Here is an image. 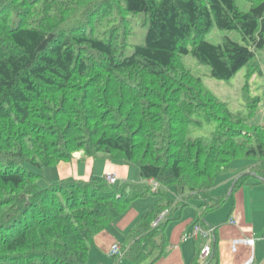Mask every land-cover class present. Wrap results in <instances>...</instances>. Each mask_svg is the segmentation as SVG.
I'll list each match as a JSON object with an SVG mask.
<instances>
[{"label": "trees", "instance_id": "16d2710c", "mask_svg": "<svg viewBox=\"0 0 264 264\" xmlns=\"http://www.w3.org/2000/svg\"><path fill=\"white\" fill-rule=\"evenodd\" d=\"M249 2L242 11L235 0H0V264H87L94 237L150 194L160 198L129 231L122 257L139 264L158 250L154 264L174 209L198 199L200 225L222 204L210 191L234 160L256 162L232 191L264 183V125L249 124L259 98L246 83L247 112L233 113L182 63L190 54L219 81L244 67L254 74L264 0ZM140 16L143 43L125 55ZM213 28L236 31L242 43H208ZM77 153L134 165L141 182L113 175L111 184L104 174L39 187L42 170ZM216 229L212 254L202 262L200 246L188 264H217Z\"/></svg>", "mask_w": 264, "mask_h": 264}, {"label": "crops", "instance_id": "0c3cea01", "mask_svg": "<svg viewBox=\"0 0 264 264\" xmlns=\"http://www.w3.org/2000/svg\"><path fill=\"white\" fill-rule=\"evenodd\" d=\"M52 172L54 178L50 180L51 182L71 178L80 180H87L90 177L101 178L104 174L114 175L119 183L141 182L137 175L136 178L135 176L132 178L131 167L125 163L84 158L80 153L76 154L71 162L59 163ZM234 182L235 179L232 184ZM249 187L246 184L235 191H229L220 205L224 210L220 217L207 218L205 217L207 213L202 216L200 223L202 227L217 228L215 232L217 264H241L245 260L249 264H264V183L257 181L251 188ZM146 197L132 202L119 220L94 237L87 264L89 262L96 264L94 258L98 259L97 264H110L106 258L111 257L108 253L115 244L119 245L121 250L128 248L131 243V240L127 239L129 231L135 227L140 216L150 211L158 201L156 198ZM213 198L220 199L221 196ZM195 211L194 214L190 210H182L178 217L166 226V246L161 258L154 264H188L193 259L196 249L204 243L193 236L194 220L201 216V210H198L197 206ZM229 220L234 222L233 225L228 223ZM249 239L253 240V245L244 244L243 241Z\"/></svg>", "mask_w": 264, "mask_h": 264}, {"label": "rangeland", "instance_id": "374dc122", "mask_svg": "<svg viewBox=\"0 0 264 264\" xmlns=\"http://www.w3.org/2000/svg\"><path fill=\"white\" fill-rule=\"evenodd\" d=\"M237 6L242 10L246 11L249 8L250 2L249 0H235ZM143 18L137 17L136 20L133 21L132 35L129 37L128 46L125 50V55H130L133 52L135 46L141 45L143 43L147 26L142 25ZM225 38H229L234 42L242 43L241 36L236 31H221L217 28H213L208 34L204 36L205 41L208 43L218 45L221 44ZM182 63L190 73L202 80L204 86L221 102L227 104L230 111L233 113H241L246 114V100L243 96V88L245 84L248 85V94L249 98H259V102L257 105L256 113L249 120V124L256 125H264V54L262 52L256 51L254 57V63L258 65L257 71L252 74L249 78L246 77L247 67L242 68L236 75H234L228 81H219L210 76L209 68L207 66H203L199 64L190 54L182 57ZM208 129V130H207ZM210 128L205 126L203 130L200 132L208 134ZM78 154V153H77ZM81 154V153H80ZM255 162L253 159H236L232 162L230 169L223 173L216 181L215 186L211 189V196H221V198H225L230 191L231 184L233 180L239 176L240 174L248 171V168L255 166ZM131 167V175L132 178H136L139 176L138 169L134 165H130ZM42 178L38 181V185L40 188L46 186V181L51 182L52 178H54L52 168L42 170L41 172ZM134 180V179H133ZM256 183L253 179L247 180L249 188L252 187V184ZM168 199L174 201V196L178 195V192L175 187H172L171 190L167 191ZM188 196V193H185V197ZM146 198L149 199H159V196H154L152 194L148 195ZM176 198V196H175ZM188 204L174 209L172 213V220L169 221L167 226L171 224L174 218L178 217L182 210L184 211H192L195 214V207L200 204V201L196 198H190L188 200ZM224 210L222 206L214 211L208 212L205 217H220L221 213ZM222 217V216H221ZM166 231V228H165ZM165 235V232H164ZM158 255V250L152 252V254L141 261L139 264H151L153 259ZM91 260V259H90ZM95 263L97 264L96 258H94ZM106 260L110 262V264H127V261L124 257H120L118 260L113 259V257H107ZM88 264H92L89 262Z\"/></svg>", "mask_w": 264, "mask_h": 264}, {"label": "built area", "instance_id": "2783aa9c", "mask_svg": "<svg viewBox=\"0 0 264 264\" xmlns=\"http://www.w3.org/2000/svg\"><path fill=\"white\" fill-rule=\"evenodd\" d=\"M105 179L107 182L113 184L115 181V177L112 174H106L105 175ZM152 192H155L158 184L156 182H154L153 180L148 181L147 183ZM169 211L165 210L162 213H160L157 218L152 222L151 227L152 228H156L158 227L166 218V216L168 215ZM234 222H231L230 224L233 225ZM193 236L195 237V239H201L204 241V243L201 245V252H200V260L202 262H204L205 260L208 259V257L212 254V247L211 244L213 242L214 239V228L211 227H207V228H202L200 225H195L193 228ZM245 245H253V240L249 239L246 242L243 241ZM111 257L114 256H121L122 255V251L120 249V246L115 244L113 245L108 253ZM233 256V255H231ZM241 264H249V262L247 260L243 261Z\"/></svg>", "mask_w": 264, "mask_h": 264}, {"label": "clouds", "instance_id": "9594fccd", "mask_svg": "<svg viewBox=\"0 0 264 264\" xmlns=\"http://www.w3.org/2000/svg\"><path fill=\"white\" fill-rule=\"evenodd\" d=\"M150 181V180H149ZM148 185V184H147ZM149 186V185H148ZM150 187V186H149ZM150 190H151V188H150ZM152 192V191H151ZM177 197H179V196H177ZM214 240V239H213ZM122 251V250H121ZM122 255H123V251H122ZM122 255L121 256H114V257H122Z\"/></svg>", "mask_w": 264, "mask_h": 264}, {"label": "water", "instance_id": "95a60500", "mask_svg": "<svg viewBox=\"0 0 264 264\" xmlns=\"http://www.w3.org/2000/svg\"><path fill=\"white\" fill-rule=\"evenodd\" d=\"M253 175V174H252ZM259 179V178H258ZM233 186H234V184H232V187L230 188V192L232 191V189H233Z\"/></svg>", "mask_w": 264, "mask_h": 264}]
</instances>
